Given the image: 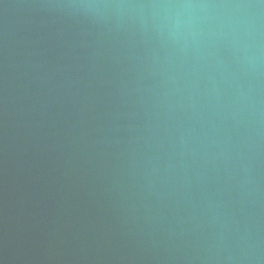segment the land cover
<instances>
[{"label": "water", "instance_id": "1", "mask_svg": "<svg viewBox=\"0 0 264 264\" xmlns=\"http://www.w3.org/2000/svg\"><path fill=\"white\" fill-rule=\"evenodd\" d=\"M0 264H264V0H0Z\"/></svg>", "mask_w": 264, "mask_h": 264}]
</instances>
